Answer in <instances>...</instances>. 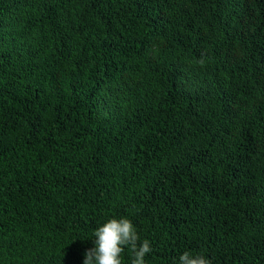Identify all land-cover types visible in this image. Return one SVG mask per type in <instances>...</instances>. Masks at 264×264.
Returning a JSON list of instances; mask_svg holds the SVG:
<instances>
[{
  "label": "trees",
  "instance_id": "trees-1",
  "mask_svg": "<svg viewBox=\"0 0 264 264\" xmlns=\"http://www.w3.org/2000/svg\"><path fill=\"white\" fill-rule=\"evenodd\" d=\"M121 216L146 264H264V0H0V264Z\"/></svg>",
  "mask_w": 264,
  "mask_h": 264
},
{
  "label": "clouds",
  "instance_id": "clouds-1",
  "mask_svg": "<svg viewBox=\"0 0 264 264\" xmlns=\"http://www.w3.org/2000/svg\"><path fill=\"white\" fill-rule=\"evenodd\" d=\"M94 247L84 252L83 264H121L125 247L131 252V264H146L145 256L152 251L150 242L143 241L132 221L127 217H111L94 230ZM179 264H210L202 254L195 256L185 251Z\"/></svg>",
  "mask_w": 264,
  "mask_h": 264
}]
</instances>
